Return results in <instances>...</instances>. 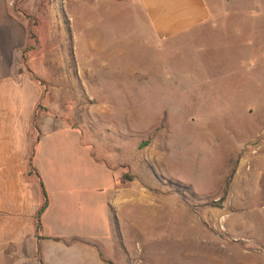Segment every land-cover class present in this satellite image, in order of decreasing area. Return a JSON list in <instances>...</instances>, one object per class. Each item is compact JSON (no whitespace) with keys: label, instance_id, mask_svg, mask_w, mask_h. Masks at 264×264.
Instances as JSON below:
<instances>
[{"label":"rangeland","instance_id":"1","mask_svg":"<svg viewBox=\"0 0 264 264\" xmlns=\"http://www.w3.org/2000/svg\"><path fill=\"white\" fill-rule=\"evenodd\" d=\"M141 1L15 4L42 113L86 145L47 150L45 232L83 239L39 263L264 264V0H206L211 20L169 41Z\"/></svg>","mask_w":264,"mask_h":264},{"label":"crops","instance_id":"2","mask_svg":"<svg viewBox=\"0 0 264 264\" xmlns=\"http://www.w3.org/2000/svg\"><path fill=\"white\" fill-rule=\"evenodd\" d=\"M17 1L23 0H0V264H12L10 261L16 258L17 264H40L46 262V256L53 260L68 256L71 260L76 246L66 241L81 237L45 232L43 217L51 201L47 196L48 206L39 216L46 201L44 189L47 192L41 171L51 156L47 150L52 151L62 136L74 132L86 145L81 132L62 128L59 118L41 111L45 89L29 75L28 68L23 70L20 66L19 60L24 58L30 41V24L24 14L15 11ZM141 3L155 38L160 41L172 40L212 18L206 0ZM106 51L101 50L102 69L113 63V56ZM88 53L92 52H87L86 57ZM60 90L57 83L52 85L54 96L59 97ZM50 247L54 248L51 253Z\"/></svg>","mask_w":264,"mask_h":264},{"label":"trees","instance_id":"3","mask_svg":"<svg viewBox=\"0 0 264 264\" xmlns=\"http://www.w3.org/2000/svg\"><path fill=\"white\" fill-rule=\"evenodd\" d=\"M25 16H27V15H25ZM30 37L31 38H35V36H34V34H32V33H30ZM33 47L32 46H30V47H27L26 49H25V51H24V54H26V52L28 51V50H30V49H32ZM24 56V58H25V55H23ZM29 72H30V74H31V76L38 82V83H40L41 85H43V83L41 82V80L37 77V76H35L30 70H29ZM31 173H33V170L31 169L30 170V174ZM37 175L38 176H40L39 175V173L37 172ZM41 186L44 188V184H43V181L41 180ZM44 194H45V197H46V201H45V203H44V205H43V207L41 208V210H40V214H39V216H41V213H43V211L47 208V206H48V201H47V192H46V190L44 189Z\"/></svg>","mask_w":264,"mask_h":264}]
</instances>
